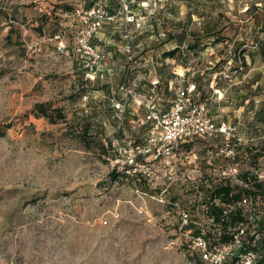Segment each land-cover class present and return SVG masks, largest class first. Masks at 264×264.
Listing matches in <instances>:
<instances>
[{"label": "rangeland", "instance_id": "374dc122", "mask_svg": "<svg viewBox=\"0 0 264 264\" xmlns=\"http://www.w3.org/2000/svg\"><path fill=\"white\" fill-rule=\"evenodd\" d=\"M79 1L0 0V133H4L0 134V264H204L186 246L191 243V250H196L190 237L179 230L180 212L168 206L173 196L158 198L164 180L110 178L114 168L108 152L96 145L89 151L67 134L80 120L64 94L69 80L54 83L42 76L45 83L37 84L31 79L65 67L62 57H42L38 47L41 44L44 51L52 52L63 46L59 41L74 44L80 26L75 11ZM143 1L148 14L133 32L130 41L139 47L131 48V57L137 59L146 48L154 61L148 79L158 77L155 67H161L164 81L174 72L183 75L184 81L175 88L173 80L171 90L163 84L152 102L143 97L138 107L142 119L153 103L166 110L174 89L197 79L208 96V116L217 125L232 128L234 152L229 154L226 138L218 134L198 139L190 160L237 157L240 169L249 166L253 155L264 148V56L249 55L264 40V0ZM54 2L59 5L54 7ZM62 4L74 5V16ZM38 26L43 30H36ZM182 28L189 33L184 36L185 64L170 58L164 62L163 51L181 45ZM211 31L225 40L212 45ZM57 33L61 39L55 37ZM113 38L129 39L124 33ZM190 43L206 48L195 53ZM244 47L243 58L239 52ZM121 74L120 69L110 72L105 66L108 83L117 82ZM109 94L105 87V142L118 130ZM41 100L63 107L67 119L50 123L32 116L30 111ZM149 124L135 123L131 116L122 122L130 130L135 126L140 134ZM259 161L264 170V155ZM193 200L183 194L178 202L189 205Z\"/></svg>", "mask_w": 264, "mask_h": 264}, {"label": "built area", "instance_id": "2783aa9c", "mask_svg": "<svg viewBox=\"0 0 264 264\" xmlns=\"http://www.w3.org/2000/svg\"><path fill=\"white\" fill-rule=\"evenodd\" d=\"M110 7L108 0H97L92 8L76 10L80 26L72 45L73 55L83 54L93 57V63L102 58L93 41L105 23L115 21L119 16V12L111 13ZM126 19L133 21L134 17L130 15ZM193 88L194 86L179 87L170 108L166 111L151 109L142 119L151 123L144 143L134 145L129 141L126 146L120 147L117 155L111 159L113 168L123 172L126 178H144L149 182L164 180V187L158 195L162 201L174 185H179L183 193L194 191L193 195L202 199L204 193L209 189L212 190L213 186L220 181L245 186L254 184L257 179L264 181V170L261 166L256 169V177L245 179L241 175L240 163L234 157L190 160L192 149H186L187 143H195L198 139L214 137L218 134L226 138L225 143L230 150L229 154L234 152V147L230 143L232 128L225 123L217 125L208 116V98L195 102L191 94ZM151 98H154V94ZM111 101L116 111H124L126 108L135 110L142 103L141 97L132 90L127 91L123 98H118L112 89ZM150 165L156 169H146ZM193 171L199 173L193 174ZM192 202L184 206L177 204V209L181 214L179 230L190 237L194 247L200 251L204 264H226L228 259L235 254H239L236 264H257L259 262L264 264V245H259L252 240L251 246H248L245 240L249 230L250 234L257 232L258 221L264 217V203L261 202L260 197L249 193L240 201L227 203L226 212L240 207L248 216V219L239 224L233 240L229 242H219L216 238L212 239L204 234L193 237L191 229L185 230L193 216L194 204ZM208 211L210 207L207 204L199 209L201 216L206 215ZM205 222L204 220L201 222L205 230L206 227L207 229L213 227L215 231L221 229L222 224L216 222L212 214L205 217Z\"/></svg>", "mask_w": 264, "mask_h": 264}, {"label": "trees", "instance_id": "16d2710c", "mask_svg": "<svg viewBox=\"0 0 264 264\" xmlns=\"http://www.w3.org/2000/svg\"><path fill=\"white\" fill-rule=\"evenodd\" d=\"M97 0H87V2L89 3L88 6L86 7H82L84 9H89L94 7L95 3ZM110 3V6L112 3L115 4L114 8L119 7L120 11H119V16H123L127 14H131L134 17L133 21H127V19H125V21L127 23L121 25V27H128V23H130L131 25H133L135 30H138L139 28H141V23L142 21H138L137 19L140 17V14H144L145 11H147L146 9V5L145 4H139V5H135L133 6V2H130L132 0H108ZM63 5V4H62ZM65 7H67L66 11H71L72 8L75 9L73 7V5L71 4H65L63 5ZM149 7H152L149 6ZM79 9V8H78ZM118 9V10H119ZM112 8L110 7V12L112 13ZM136 13V14H135ZM128 17V16H127ZM138 17V18H137ZM108 23V22H107ZM105 23L104 26L107 24ZM103 26V28H104ZM101 28V30L103 29ZM125 28V29H126ZM36 30H43V27H35ZM101 30L99 31V33L101 32ZM146 31H148V29L146 28ZM215 31H211V34L208 36H213V40L211 41V44L216 46L217 44L220 43V41H224V38H220L216 33H214ZM98 33V34H99ZM98 34L96 35V37L98 36ZM134 33H132L130 36H127L129 39H124L123 41L120 40L123 45L126 46V51L128 52H132L131 48L136 50V47H134L133 45L136 44V42L134 41L133 43L130 41L133 38ZM132 36V37H131ZM174 36V34H173ZM181 45H176L170 49H167V51H163L161 58L164 62H166L167 59H177V61H179L180 64H185V61L182 58V52H184L183 49V45H184V36L188 37L189 33L188 31L186 33H184V28L181 29ZM200 36V35H198ZM204 36H207L204 35ZM125 37V38H127ZM7 38H10V35H7ZM199 38V37H198ZM119 42V41H118ZM255 51H250L249 55L254 58L256 54H261L264 56V40L261 42L259 41L258 43L255 44ZM203 48H206V46H204ZM203 48L199 47L198 43H190L189 44V49L193 50L195 53H198L200 50H202ZM144 51V52H143ZM141 52V56L139 55V57H137V59L133 60V57H131L130 59H127V63L128 65H130L129 68H127L126 70H124L120 77H118V81L117 82H109L107 81V79H105V87L109 88V99H110V107H111V112H113V117L116 118L117 121V125H118V130L116 131V135L114 137H109L107 139V141L105 142V138L104 136V126H105V119H101L100 118V111L101 108L99 107V104L97 103L95 105V107L93 108L94 110L92 112L86 113L80 110H74L77 114V117L79 120L78 123H76V125H71L72 130L71 131H67V134H70L72 136H74L75 138L79 139L81 141V143L84 145V147L89 150L92 151L94 150V145H96L98 147V149L104 150L105 152H108L109 154V158H113L117 155L118 150L120 147L122 146H126L127 143L130 141L131 143L133 142L134 145H141L144 143V141L146 140V136L151 128V123L149 124L147 131L144 134H140L136 131V127L134 126L131 130L125 128L124 126H122V122H124V120L127 119L128 116H131L134 118V122L138 123L142 120L141 115L138 113V111L133 110V109H128L126 108L124 111H116L113 108L112 105V101H111V94H112V89L113 91H115L116 95L118 98H123L126 91L129 90L130 87V79L138 77L140 75V73H143V78H139L141 79L143 85L138 84V85H132L135 89V91L144 93V97H146V99H157V91L160 93V90L162 88V85L165 84V87H168V90H171L173 87L172 81L174 80L175 83V88L178 87V85L183 84V75H177V73H173L171 75L170 78H167L164 81L163 76L160 75L162 68L161 67H155V70L157 71V76L154 79H148L147 77V71L150 70V65L144 66L142 68H137L134 67V65H136L139 61L144 60L142 57H146L144 56L145 52H146V48ZM247 51V47L242 48V50H240L239 54L241 55V57H246L245 52ZM134 53V52H133ZM79 56H87V55H83V54H79ZM106 58V56H105ZM106 60V59H105ZM246 60V59H245ZM154 64V63H153ZM140 70V71H138ZM217 73V71H215ZM176 74V75H175ZM145 77V78H144ZM221 74L219 76H217V80H219L221 78ZM144 81H143V80ZM179 80H181V82H179ZM195 83H187L186 86H183L184 88L190 87V86H194L191 94L194 97L195 102H199V101H203L206 98H208L207 93H205V89L203 88V84L201 81H198L197 79L194 80ZM212 82V78L210 77L207 81V85H210ZM150 84V85H149ZM219 84V83H218ZM131 86V87H132ZM181 86V87H182ZM147 89V92L143 89V88ZM167 89V88H166ZM178 89V88H177ZM176 89V91H177ZM176 91L174 89V93H172L171 96V104L173 102V99L175 97ZM154 94V98H151V96ZM169 94V93H168ZM159 96V95H158ZM70 100L74 99L76 97V95H71L68 96ZM152 102V101H151ZM155 102V101H154ZM170 104V106H171ZM170 106L167 108L169 109ZM154 109L160 111V112H164L166 110H162V109H157V103H153L152 106ZM30 113L32 115H34L37 118H45L46 120H48L50 123H58L61 120H65L67 119V116L65 114V110L63 107H58L57 105L54 104L53 101H39L36 102L32 108V110L30 111ZM81 114L79 117L78 115ZM122 119V121H120ZM0 134H4L3 132H1ZM217 136V135H216ZM214 137H210V138H215ZM194 143H187L186 144V149L191 150L193 147ZM225 146V145H223ZM237 146H241L237 145ZM247 147H245L246 149ZM251 149V148H250ZM264 155V148L259 151L258 153L253 155V158L255 159H250L249 161V166H243L241 167V175L245 178V179H249V177H256V173H257V168L261 165V162L259 161V157ZM235 160L240 163L239 160H237V157H235ZM123 177L127 180H133L135 182H141L142 180H146L144 178L141 179H134V178H126V176L124 175L123 172L119 171L117 168H114V170L110 173V178H112L113 180H117L119 179V177ZM180 188V187H179ZM162 189V187H161ZM180 189H176L174 190V188L170 189L168 192V197L169 196H173L170 199L167 200V203L169 204L168 206L173 210H178L177 209V204L180 205L179 201V197L183 196V194L185 196H187L188 198L191 197V195L194 194V191L190 192H182L179 193ZM249 193H254L255 196H258L261 198V202L264 203V181H259L258 179L255 181L254 184H251L250 186H245L242 184H238V183H231L229 181H220L218 184H216L215 186H213V189H209L208 191H206L202 197V199H200L199 196H192L191 198H193V207H192V211H193V216L191 218V222L188 225V227L185 230H190L191 229V234L193 237L199 236V235H205L207 237H210L212 239L218 240L219 242H229L231 240H233L234 238V234L237 232V228L239 226V224L248 219V216L242 211V209L240 207H237L236 209H231V211H227L226 212V208H227V203H233V202H237L240 201L241 198L243 196H246ZM170 202V203H169ZM187 203V202H185ZM207 204L210 207V211H208V213H206V216H211V214L214 216V218L216 219V222H220L222 224L221 229L219 231H215L213 229V227H206L203 229V225H201V222L204 220L205 222V217L201 216V214L199 212V209H201L202 207H204V205ZM184 206V205H182ZM206 225V222H205ZM257 228V232L254 234H250V230L246 233L247 236L245 238L246 240V244L249 246H251V242L252 240L256 243H259V245H264V217L262 220L258 221V224L256 226ZM192 241V240H191ZM189 243H187V247H189V252H191V255L193 257H195L199 262L201 261L203 262L202 259V255L200 253V251L198 249H196L195 251L191 250L192 246L191 243L188 245ZM239 259V254H235L234 256H231L228 259V262L226 264H236L237 260ZM257 264H260L257 263Z\"/></svg>", "mask_w": 264, "mask_h": 264}, {"label": "crops", "instance_id": "0c3cea01", "mask_svg": "<svg viewBox=\"0 0 264 264\" xmlns=\"http://www.w3.org/2000/svg\"><path fill=\"white\" fill-rule=\"evenodd\" d=\"M130 2H133L132 4L133 6L142 3L145 4L143 0H132ZM53 4L54 7L56 5H59L55 2ZM88 5L89 3L87 2V0H80L79 3L75 4L76 6L75 11L78 8L86 7ZM114 6L115 4L112 3L111 4L112 13H118L120 11L119 7L114 8ZM35 8H39V10L42 9L40 5H37ZM71 12L73 13L74 16L75 12L74 11ZM147 14L148 11H145L144 14L142 13L139 15L140 16L139 18L137 17L138 18L137 20L141 21L147 18ZM130 15L131 14H127V16ZM127 16L123 14V16L121 15L118 16L115 21L108 22L101 30V32L98 34V36L95 37L93 43L96 46L97 51L102 55V58L100 60H97L96 63H93V57L79 56L78 54L73 55L72 54L73 40L69 43L66 40L59 41L60 43L63 44V46L60 47L58 45V48L57 47L54 48L52 52L51 51L48 52L49 48L46 49V51H44L43 46L40 44L38 49L42 51V53H39V55L43 54L42 57L48 54L53 59L55 58L56 60H61V57L64 59L63 61L65 67H59V69L56 70L55 72L61 73L64 70H67V72L59 75H56V73L49 74L48 76L47 74L37 73L38 76L33 78H31L30 74L27 72L26 74L27 78L28 79L31 78L37 84L45 83V81L42 79V76H45L46 78L45 80H47V78L54 79L52 80L54 83L58 82V80H65V79L69 80L70 82L69 85L67 83L65 84L66 87L69 86V89L65 91L64 94H67V96L76 95L74 99L70 100L71 104L75 106L74 110H80L89 113L94 110L93 108L98 103L99 107L101 108L100 118L105 119V66L107 70H109L110 72H112L113 69H120L124 74L125 72L123 71L130 67V65H128L127 63L128 62L127 59L131 58V53L126 51L127 49L126 46L122 44L124 42L121 41L118 42L113 38L116 36V33H120V34L124 33V36L127 37L130 36L135 31L133 25H131L130 23H128L127 28L121 27V25L127 23L125 21ZM68 25L72 28L73 22H69ZM55 37L61 39L60 33L55 34ZM65 41L66 43H68V45L65 44ZM105 46L107 47L106 50H105ZM137 47L139 46H136V48ZM145 54L147 56L142 57L144 60L139 61L136 65H134V67L142 68L144 66L153 64L154 61L149 53V50H147ZM120 55H123L125 59L123 60L122 58H120ZM120 61L122 63H120ZM143 75H144L143 73H140L138 77L133 78V80L131 78L129 81L130 83L129 90H132L136 94H138L141 97V100L144 97V93H141V91L140 92L135 91L132 85L134 86L138 84L143 85L141 79H139V78H143ZM135 110L138 111L139 114L142 112V110H140L138 107H136Z\"/></svg>", "mask_w": 264, "mask_h": 264}]
</instances>
